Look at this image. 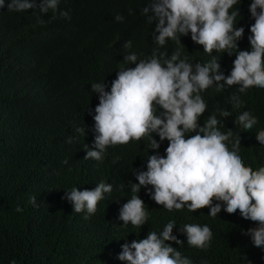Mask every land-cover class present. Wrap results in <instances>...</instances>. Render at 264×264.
Returning a JSON list of instances; mask_svg holds the SVG:
<instances>
[{
  "label": "trees",
  "instance_id": "trees-1",
  "mask_svg": "<svg viewBox=\"0 0 264 264\" xmlns=\"http://www.w3.org/2000/svg\"><path fill=\"white\" fill-rule=\"evenodd\" d=\"M250 2L238 0L234 6L239 10L235 26L245 29L238 50H251ZM146 4L147 0H62L59 8L68 11L71 19L57 14L45 25L37 23L38 9L0 11V264H124L116 258L122 244L143 239L149 231L159 233L173 219V234L184 244L171 246L193 264H264V251L243 234L256 225L238 211L221 210L216 217L208 215L207 207L168 212L142 187L138 195L145 203L147 222L141 229L121 226L119 209L133 194L128 183H137L133 171L146 170L148 155H164L162 143L152 150L144 139L108 148L103 161L84 159V145H92V116L99 102L90 85L104 80L110 90L116 71L134 67L123 61L129 52L146 58L153 49L170 56L179 48L181 58L192 64L207 63L215 56L220 72L230 74L235 54L204 53L190 34L180 38L183 46L169 40L158 48L152 41L154 29L140 13ZM118 14L123 22L115 20ZM52 15L50 11L42 18L49 20ZM92 15L96 32L84 27ZM128 40L132 47L125 49ZM242 94L245 109L258 119L251 130L233 123L240 112L230 101L233 89L217 93L213 87L203 92L208 107L202 116L207 120L217 106L231 111L227 118L217 113L224 124L220 129L240 135L239 155L246 166L256 169L264 166V145L255 139L264 129V89L253 87ZM77 127H85L84 136L75 131ZM152 136L159 141L158 135ZM228 147L231 150L230 142ZM101 181L110 183L112 192L98 203L96 213L85 219L86 212H73L63 198L65 191L90 190ZM33 195L38 207L29 203ZM18 205L22 212L15 210ZM188 223L211 228L207 249L187 245L179 228Z\"/></svg>",
  "mask_w": 264,
  "mask_h": 264
},
{
  "label": "clouds",
  "instance_id": "clouds-1",
  "mask_svg": "<svg viewBox=\"0 0 264 264\" xmlns=\"http://www.w3.org/2000/svg\"><path fill=\"white\" fill-rule=\"evenodd\" d=\"M61 2L0 0V11L21 13L38 9L41 15L37 23L45 25L56 19L57 14L71 19L68 11L59 8ZM237 3L238 0H147L140 10L154 29L152 41L158 48L169 40L183 46L180 38L190 34L191 41L202 46L204 53L235 54L229 75L220 72L215 56L207 63L192 64L187 57L181 58L179 48L170 56L153 49L146 58H140L142 54L136 52L123 56V61L134 67L116 71L110 90H106L104 80L90 85L99 102L92 116V145H84V159L100 162L108 148L144 139L149 141V149L158 150L160 143L165 147L164 155L158 152L148 155L146 170L133 171L137 183H128L133 194L119 209L121 226L130 224L141 229L147 222L148 212L138 195L143 187L150 199L168 212L185 208L196 212L207 207L208 215L216 217L221 210L227 214L238 211L241 218L256 225L243 234L250 237L254 247L264 251V166L256 169L246 166L239 155L240 135L234 136L232 129L226 132L220 129L224 124L217 113L227 118L231 111L217 106L207 120L202 116L208 107L203 92L213 87L217 93L233 89L230 101L240 111L233 123L245 131L258 123L257 117L245 109L242 93L253 87L264 89V0H251L248 6L254 20L247 38L250 51L238 50L237 41L245 29L235 26L239 16L238 8H234ZM50 11L53 15L49 20L43 19ZM115 20L123 22L124 17L118 14ZM84 27L96 32L95 15ZM123 47L130 49L132 41H126ZM75 131L85 135V127H77ZM153 133L159 141L153 138ZM255 139L264 145V129L256 133ZM111 192L112 185L101 181L90 190L73 187L65 191L63 198L71 204L73 212H86L87 219L96 213L105 194ZM29 203L38 207L35 195L29 197ZM15 210L23 211L19 205ZM175 225L174 219L169 220L159 233L149 231L143 239L125 242L116 258L124 264H193L171 246L184 244L173 234ZM179 232L186 237L189 247L200 250L207 249L213 237L207 224H184Z\"/></svg>",
  "mask_w": 264,
  "mask_h": 264
}]
</instances>
